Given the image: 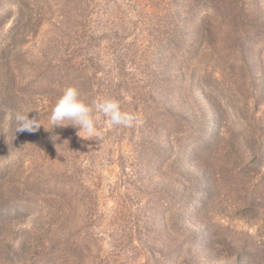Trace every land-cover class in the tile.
Masks as SVG:
<instances>
[{"label": "rangeland", "instance_id": "rangeland-1", "mask_svg": "<svg viewBox=\"0 0 264 264\" xmlns=\"http://www.w3.org/2000/svg\"><path fill=\"white\" fill-rule=\"evenodd\" d=\"M65 1L30 2L26 11L34 10V22L25 38L28 17L15 16L18 9L10 6L0 9V264H264V167L240 163H249L252 154L243 138L256 136L253 129L243 134V122L254 118L264 128V94L250 112L243 98L234 99L240 104L229 99L224 83L234 73L224 47L192 68L190 75L198 77L204 70L226 74L224 83L213 84L223 128L215 148L183 168L203 184L188 218L181 217L180 207L161 210L170 201L157 207L158 185L150 186L148 169H138L163 159L140 153L132 127L113 126L102 117L94 136L81 137L77 126L49 123L70 85L87 102L113 97L133 113L137 92L130 87L121 95L118 88L119 37L128 28V42L136 39L144 48L124 63L133 76L137 66L159 70L149 57L155 36L136 30L142 23L135 1ZM148 1L142 6L154 12L159 1ZM143 22L148 27L147 18ZM254 46L264 60V40ZM152 94L158 109L165 101L156 97L158 90ZM19 110L46 129L16 132Z\"/></svg>", "mask_w": 264, "mask_h": 264}, {"label": "trees", "instance_id": "trees-1", "mask_svg": "<svg viewBox=\"0 0 264 264\" xmlns=\"http://www.w3.org/2000/svg\"><path fill=\"white\" fill-rule=\"evenodd\" d=\"M38 1L43 3L50 0ZM38 1L0 0V9L7 11L16 8L18 12L15 16L28 17L29 24L24 25L23 38L30 33L28 29L34 22V10L28 14L26 8L30 2ZM130 1H135L134 5H137L134 6L137 12L135 17L141 18L142 24L138 26L140 28L136 26V30L142 29L149 36H155V50L149 53V57L153 62L158 61L160 66L159 70L137 66L132 76V73L126 71L124 63L133 62L131 58H135L144 48L139 46L136 39L132 43L128 42L131 39L128 28L127 33L124 31V34H120L122 53L119 52L121 55L118 58L119 66L122 67L118 88L120 94L130 87L137 92L138 103L133 113L139 116V120L132 127L137 135V146L140 153L163 159L155 166L151 163L141 166L138 172L145 167L148 169L150 186L158 185L155 188L157 192L153 190L154 195L159 197L157 207L164 201H170V205L162 206L161 210L180 207L181 217L187 219L195 201V193L203 184L197 183V173H189L183 168L211 152L218 144L223 120L215 104L216 91L213 84H222L227 78L222 72L216 74L202 70L198 77L193 73L190 75V71L200 66L203 56L210 52L216 54L225 48L222 52L228 51L227 60L234 73L224 83L228 84V92H232L229 99L235 102L237 97L243 98L242 104L250 112V104L264 94V60H258L254 48L257 42L264 40L263 0H158V7L153 8L155 10L151 13L142 6L143 0ZM9 6L10 9H7ZM160 6L163 12L161 9L158 11ZM123 16L126 17L125 12ZM144 18H147L148 27L143 22ZM19 29V25L10 29L9 35ZM226 44L228 47H225ZM173 66L180 67L175 70ZM129 74L133 77L131 80L128 79ZM139 74L143 77L136 80ZM240 81H246L247 88ZM157 90L159 94L156 97L165 101L160 103L162 106L158 109L152 100V93ZM0 94L4 95V92L0 90ZM121 100L123 103L124 98L121 97ZM222 100L228 101L224 97ZM234 120L241 121V118L235 116ZM255 121L253 118L249 124L243 122L241 128L243 134H249L247 131L250 129L256 134L252 139L243 138V146L252 153L249 163L240 162L245 168L250 164L264 167V128ZM192 150L193 155L190 154ZM151 167L159 168L156 172L160 175L154 174L155 170ZM207 187L203 186L204 189ZM250 264H254V261Z\"/></svg>", "mask_w": 264, "mask_h": 264}, {"label": "clouds", "instance_id": "clouds-1", "mask_svg": "<svg viewBox=\"0 0 264 264\" xmlns=\"http://www.w3.org/2000/svg\"><path fill=\"white\" fill-rule=\"evenodd\" d=\"M29 113L26 110H19L15 113L16 132L32 133L43 126L40 119L29 118ZM102 117H106L113 126L125 128L133 127L139 120L137 114L123 110L119 100L105 97L87 102L80 89L76 85H70L63 89L58 98L52 109L49 123L53 127L71 124L79 128V136L83 137L81 135L83 134L91 137L96 134L97 123Z\"/></svg>", "mask_w": 264, "mask_h": 264}]
</instances>
